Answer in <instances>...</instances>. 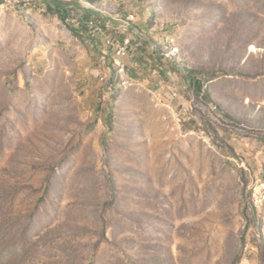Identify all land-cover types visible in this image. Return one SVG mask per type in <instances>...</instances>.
I'll return each instance as SVG.
<instances>
[{
	"label": "rangeland",
	"instance_id": "374dc122",
	"mask_svg": "<svg viewBox=\"0 0 264 264\" xmlns=\"http://www.w3.org/2000/svg\"><path fill=\"white\" fill-rule=\"evenodd\" d=\"M25 4L0 0V264H264V0L113 4L154 38L96 112Z\"/></svg>",
	"mask_w": 264,
	"mask_h": 264
},
{
	"label": "crops",
	"instance_id": "0c3cea01",
	"mask_svg": "<svg viewBox=\"0 0 264 264\" xmlns=\"http://www.w3.org/2000/svg\"><path fill=\"white\" fill-rule=\"evenodd\" d=\"M59 1L66 4L65 7L69 13L74 14L76 17L99 18L102 24H107L111 27L106 34L116 40H121L125 36L130 35L132 40H139L138 45L142 46V43L145 42L144 40H147L146 35L154 38L152 32L148 34L149 26L145 20H138L136 14L133 22L135 23L134 27H130V22L125 20L123 16H113V20L109 18L110 14L106 12V9L123 0ZM33 2L35 7L25 4V10L23 9L30 16L33 24L49 34L54 42L58 44H73L75 46L77 56L74 59V71L78 76V80L81 81L80 93H85L83 95L84 104L91 108L93 112H96L98 106L103 107L104 101L110 97V92L105 90L108 89L106 84H110L109 79L112 67L121 62H126V60L116 57L113 51L107 48L104 44L106 35L88 31L85 26L66 25L58 13H52L48 10L49 4L54 7L52 0H34ZM24 21L30 26L27 16H24ZM142 33L146 35H141ZM151 48L153 49V47ZM110 57H113L115 64L111 63ZM89 69H91L90 73L87 72ZM171 73L167 72L166 74L169 75ZM142 79L144 80L143 88L150 92H158L159 96V93L166 87V83H162L160 78L155 75L152 78L143 76ZM101 91L102 94L100 93ZM100 116L101 118L103 117L102 114Z\"/></svg>",
	"mask_w": 264,
	"mask_h": 264
},
{
	"label": "built area",
	"instance_id": "2783aa9c",
	"mask_svg": "<svg viewBox=\"0 0 264 264\" xmlns=\"http://www.w3.org/2000/svg\"><path fill=\"white\" fill-rule=\"evenodd\" d=\"M64 23L66 25H75L76 27L85 26L93 32L103 34L104 36L106 35L104 43H110L111 47H113V50L117 51V57L120 59H125V57L129 54L130 50L132 49L133 43L130 41V37H124L121 40H116L111 36L107 35V31L111 29V27L107 24H102L99 21V18H80L73 15L71 18H66ZM120 64L121 66H124L126 68L125 62H121ZM126 74H128L127 71ZM173 95L177 97V93L175 91ZM99 123L102 124V119L99 120ZM260 187H264V182H261V184L258 186V189L255 190V193L252 194L253 201H257V203H259L262 196H264L259 195Z\"/></svg>",
	"mask_w": 264,
	"mask_h": 264
},
{
	"label": "bare ground",
	"instance_id": "6f19581e",
	"mask_svg": "<svg viewBox=\"0 0 264 264\" xmlns=\"http://www.w3.org/2000/svg\"><path fill=\"white\" fill-rule=\"evenodd\" d=\"M14 1L19 2V0H14ZM24 1L26 2L27 5H31L34 0H24ZM68 18H71V17H68ZM127 21L133 23L135 21V13L129 14L127 16ZM128 37H130V41L133 43V40H132L131 36H128ZM164 37H165L164 40L169 42V43L174 41V38L171 36V34H168V35L164 34ZM161 40H162V38H161ZM106 44L110 45V43H106ZM119 67L121 68L120 72H123V71L125 72V67L124 66H121V64H120ZM122 79H123L122 83L126 87H129L132 84L131 80H130L131 78L126 79L123 76Z\"/></svg>",
	"mask_w": 264,
	"mask_h": 264
},
{
	"label": "trees",
	"instance_id": "16d2710c",
	"mask_svg": "<svg viewBox=\"0 0 264 264\" xmlns=\"http://www.w3.org/2000/svg\"><path fill=\"white\" fill-rule=\"evenodd\" d=\"M52 3L54 5V7L49 4L48 5V10L52 13H58L59 16L61 17V19H63V21H65V19L67 17H69L70 13L69 11L66 9V4H64L63 2L59 1V0H52Z\"/></svg>",
	"mask_w": 264,
	"mask_h": 264
}]
</instances>
